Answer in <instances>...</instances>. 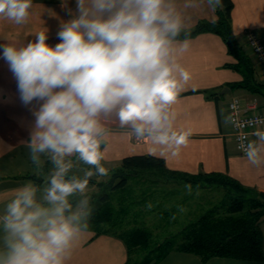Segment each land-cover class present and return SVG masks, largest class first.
<instances>
[{
  "label": "clouds",
  "instance_id": "1",
  "mask_svg": "<svg viewBox=\"0 0 264 264\" xmlns=\"http://www.w3.org/2000/svg\"><path fill=\"white\" fill-rule=\"evenodd\" d=\"M75 4V10L66 9L70 19L60 25L54 46L47 43V30L26 45H0L21 102L39 105L25 144L42 177V183L30 180L3 202L0 264H66L90 226L89 181L108 175L102 161L110 123L148 140L163 157H179L188 143L189 134L175 129L172 106L189 80L178 62L190 44L189 13L205 4L215 11L222 0ZM32 6L33 0H0V19L24 24ZM252 135L242 138L240 149L250 167L261 169L264 130ZM45 160L52 166L46 175ZM185 188L191 193L190 184Z\"/></svg>",
  "mask_w": 264,
  "mask_h": 264
},
{
  "label": "crops",
  "instance_id": "2",
  "mask_svg": "<svg viewBox=\"0 0 264 264\" xmlns=\"http://www.w3.org/2000/svg\"><path fill=\"white\" fill-rule=\"evenodd\" d=\"M232 2V32L252 59L258 80L264 83L262 66L248 47L245 35L255 30L264 40V0ZM75 7V0H33L26 23L17 25L0 19V45H26L36 39L37 32L47 30V43L54 46L60 42L57 37L60 25L70 19L66 9L75 10ZM189 14L188 30L201 21L214 22L218 17L217 11H212L206 4L190 10ZM188 38L189 48L178 62L188 73L189 80L172 106L176 117L175 129L189 134L187 146L181 149L179 157H163L148 140H138L126 129H121L118 122H112L108 125L110 135L102 164L113 170L126 156L152 155L150 153L155 151L154 156L164 159L169 170L191 174L221 172L246 187L264 192V168L255 169L247 164L236 148L231 123L225 122L230 117L229 103L233 98H242L245 103L257 99L259 113L264 111V99L229 86L240 81L242 76L227 66L236 60L228 53L226 43L219 35L202 32ZM226 88H230L229 93ZM222 91L225 93L221 94ZM38 106L35 101L28 106L21 102L17 82L0 48V210L14 189L33 181L23 177L32 172L34 166L25 143L29 140L35 119L32 111ZM252 139H255L253 135ZM161 214L177 216L171 212H158ZM200 216L192 218V222ZM260 228L264 248V218L260 221ZM129 258L126 243L116 234H98L94 229H88L73 248L66 264H125ZM155 264H264V261L214 257L202 262L195 254L171 251Z\"/></svg>",
  "mask_w": 264,
  "mask_h": 264
},
{
  "label": "trees",
  "instance_id": "3",
  "mask_svg": "<svg viewBox=\"0 0 264 264\" xmlns=\"http://www.w3.org/2000/svg\"><path fill=\"white\" fill-rule=\"evenodd\" d=\"M233 7L232 0H222V7L216 9L217 19L214 22H199L188 30V37L202 32L219 35L226 43L228 53L236 60L227 66L242 76L240 81L230 83L229 86L232 89H244L251 95L264 99V83L258 80L252 59L232 32ZM111 174L112 177L107 183H97L92 179L89 181V184L99 187V192L90 195L92 215L89 229H94L98 234L113 232L124 240L130 252V258L125 264H155L171 251L195 254L202 262L214 257L264 261L263 232L260 228V221L264 218V192L246 187L221 172L191 174L169 170L164 159L154 155L126 156ZM153 175L186 182L193 186L222 188L225 198L217 208L207 210L179 232L152 244L153 233L149 229L122 227L126 216L122 218L121 215H126L123 213H126L127 209L123 204L117 207L115 201L121 203L126 194L132 196V193L127 192L131 177L135 179L138 177L139 180ZM23 177L42 183V177L32 172ZM148 182V180L144 182L142 194L154 186ZM119 189L124 191V197L117 199L111 191ZM143 248H147L149 254L141 262L134 261L136 249Z\"/></svg>",
  "mask_w": 264,
  "mask_h": 264
},
{
  "label": "rangeland",
  "instance_id": "4",
  "mask_svg": "<svg viewBox=\"0 0 264 264\" xmlns=\"http://www.w3.org/2000/svg\"><path fill=\"white\" fill-rule=\"evenodd\" d=\"M48 163V165H46ZM51 163L45 160L43 165V174H47L51 169ZM88 166L79 164L78 168L86 169ZM108 175L104 177L94 176L92 180L95 182L107 183L108 180L112 177V169H108ZM111 171V172H110ZM32 173L37 174L35 167L32 168ZM77 174L82 175V172ZM38 175V174H37ZM138 178V177H137ZM135 179L131 177L129 181L128 193H132V196L126 194L125 201L122 200L121 203L115 201L117 207L121 204L125 205L127 211L126 215L123 216V226L124 228L128 227H145L153 233L152 244L162 241L170 234L179 232L186 224L192 222V218L202 215L207 210L217 208L225 198V192L222 188L216 187H200L192 186L191 193L185 188L186 182L175 181L160 176H148L147 178L143 177L142 179ZM148 183L154 184L153 187L145 193L142 194V186L145 181ZM143 182V183H142ZM142 183V184H141ZM146 185V184H145ZM144 187H147L145 186ZM99 192V187L94 184H89L88 194ZM113 196L117 199L124 195L122 189L111 191ZM124 197V196H123ZM151 204V208L148 205ZM183 207L186 211L181 212L179 209ZM167 212L168 214L174 213L177 216L171 215H158L159 213ZM182 215V216H180ZM149 254L147 248L136 249L133 259L136 262H141L145 259V256Z\"/></svg>",
  "mask_w": 264,
  "mask_h": 264
},
{
  "label": "built area",
  "instance_id": "5",
  "mask_svg": "<svg viewBox=\"0 0 264 264\" xmlns=\"http://www.w3.org/2000/svg\"><path fill=\"white\" fill-rule=\"evenodd\" d=\"M246 43L255 54L257 60L262 66L264 75V40L255 30L246 32ZM257 99L251 102H244L242 98L235 97L229 103V112L231 117V127L235 138L238 152L244 156L240 149V142L245 136L251 140L252 133L261 129L264 130V111L259 113Z\"/></svg>",
  "mask_w": 264,
  "mask_h": 264
},
{
  "label": "water",
  "instance_id": "6",
  "mask_svg": "<svg viewBox=\"0 0 264 264\" xmlns=\"http://www.w3.org/2000/svg\"><path fill=\"white\" fill-rule=\"evenodd\" d=\"M227 90H226V92L227 93H229L230 92V88H226ZM221 94H224L225 92L224 91H222V92H220Z\"/></svg>",
  "mask_w": 264,
  "mask_h": 264
}]
</instances>
